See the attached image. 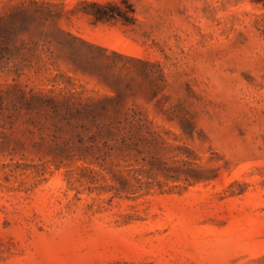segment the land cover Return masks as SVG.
<instances>
[{"label":"rangeland","instance_id":"rangeland-1","mask_svg":"<svg viewBox=\"0 0 264 264\" xmlns=\"http://www.w3.org/2000/svg\"><path fill=\"white\" fill-rule=\"evenodd\" d=\"M0 264H264V2L0 0Z\"/></svg>","mask_w":264,"mask_h":264},{"label":"trees","instance_id":"trees-1","mask_svg":"<svg viewBox=\"0 0 264 264\" xmlns=\"http://www.w3.org/2000/svg\"><path fill=\"white\" fill-rule=\"evenodd\" d=\"M256 2H264V0H254ZM94 11H91L89 14H91L95 22H109L113 19H115V14L113 13V7L109 4H99V3H93L92 4Z\"/></svg>","mask_w":264,"mask_h":264}]
</instances>
